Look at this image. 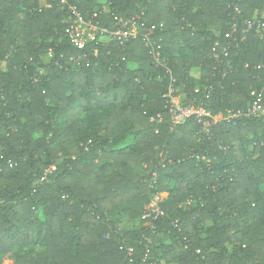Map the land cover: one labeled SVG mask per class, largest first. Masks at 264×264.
<instances>
[{
    "label": "trees",
    "instance_id": "trees-1",
    "mask_svg": "<svg viewBox=\"0 0 264 264\" xmlns=\"http://www.w3.org/2000/svg\"><path fill=\"white\" fill-rule=\"evenodd\" d=\"M69 2L111 30L163 22L167 67L142 38L77 50L60 0H0V260L264 264V120L203 138L192 119L172 129L164 96L170 72L184 104L214 115L264 93V36L245 22H264V0ZM157 191L163 214L146 218Z\"/></svg>",
    "mask_w": 264,
    "mask_h": 264
},
{
    "label": "built area",
    "instance_id": "built-area-1",
    "mask_svg": "<svg viewBox=\"0 0 264 264\" xmlns=\"http://www.w3.org/2000/svg\"><path fill=\"white\" fill-rule=\"evenodd\" d=\"M47 6H51V4ZM60 6L67 10L68 18L66 20L67 25L65 31L71 44L77 50H84L97 37H107L109 40L116 38L122 46L130 40L142 38L153 62L157 66L167 67V59L164 55L163 48L158 44L159 40L156 39V34L164 29L163 22L144 25L140 16H133L125 22H121L117 29L111 30L108 27L101 26L98 21L95 20L97 13H94L90 19H87L82 15L77 6L70 3L69 0H60ZM245 22L248 28L256 27L257 32L261 36H264V22L262 20H246ZM227 37H232V33H228ZM213 50L216 58H219L220 54L227 55L229 53L228 46L222 45L220 41L215 42ZM82 55L85 54L82 53ZM167 71L170 72V69L167 68ZM170 74L169 87L164 96L167 99L169 111L172 114L171 127L173 130H176V127L186 120L192 119L200 127V136L204 138L211 133L213 125L219 121L231 122L241 117H253L264 120L263 91H253L252 94L254 97L246 108L228 109L226 113L214 115L211 110L202 105H197L195 103L188 105L184 104L182 95L178 93L176 87V79L171 72ZM159 118L161 119V115H159ZM55 168L54 165L46 168L43 179L47 178L48 173ZM153 178L152 186L157 183V172L153 173ZM166 196L167 193L162 191H157L154 194L152 201L146 206V218H157L159 215L163 214L160 203ZM197 252H200V250H197Z\"/></svg>",
    "mask_w": 264,
    "mask_h": 264
},
{
    "label": "rangeland",
    "instance_id": "rangeland-1",
    "mask_svg": "<svg viewBox=\"0 0 264 264\" xmlns=\"http://www.w3.org/2000/svg\"><path fill=\"white\" fill-rule=\"evenodd\" d=\"M106 38H107V37H105V39H106ZM103 39H104V38H103ZM48 57H49V55H48ZM45 59H47V58H45ZM192 73H193L194 75H199V71H198V70H194ZM116 217H119V219L121 220V224H122V225H127L128 222H127L126 218L124 217V215L119 214V215H117ZM147 223H149V221H148V222L146 221L145 224H147ZM128 225H129V224H128ZM130 226H132V225H130ZM0 264H15V263H14L13 255H12V254H9V255L3 257V258L0 260Z\"/></svg>",
    "mask_w": 264,
    "mask_h": 264
}]
</instances>
